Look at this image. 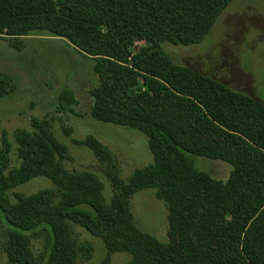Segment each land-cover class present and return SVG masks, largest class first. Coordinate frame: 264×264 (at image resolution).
<instances>
[{
    "label": "trees",
    "instance_id": "1",
    "mask_svg": "<svg viewBox=\"0 0 264 264\" xmlns=\"http://www.w3.org/2000/svg\"><path fill=\"white\" fill-rule=\"evenodd\" d=\"M232 1L0 0V37L9 47L20 53L22 39L37 33L67 41L92 61L98 86L90 93V117L142 134L152 156L123 183L101 142L71 139L106 165L107 203L95 175L64 168L67 149L46 119L13 132L14 167L2 130L6 264H77L72 226L103 243L102 264L115 253L129 255L130 264H264V106L176 64L163 49L201 44ZM11 89L0 77V99ZM76 106L69 90L58 95L57 113L74 115ZM187 155L228 164L229 177L211 178ZM36 178L52 188L10 199L11 190ZM144 190L166 207V244L134 225L128 200Z\"/></svg>",
    "mask_w": 264,
    "mask_h": 264
},
{
    "label": "rangeland",
    "instance_id": "2",
    "mask_svg": "<svg viewBox=\"0 0 264 264\" xmlns=\"http://www.w3.org/2000/svg\"><path fill=\"white\" fill-rule=\"evenodd\" d=\"M22 41L24 49L18 53L0 37V77L7 78L12 88L0 99V139L1 131L5 130L12 144L10 166H16L13 132L31 131L32 119H46L52 135L67 149L64 168L68 172L95 175L103 184L108 203L112 188L106 165L88 149L74 145L71 139L92 136L101 142L112 156L118 178L126 183L135 170L152 164L146 138L136 131L96 122L90 117V93L98 83L89 58L67 41L47 34H31ZM140 47V42H136L135 50ZM163 49L176 64L206 75L264 106V0H233L201 44L189 47L165 44ZM63 90L72 92L77 101L74 115L56 111L57 97ZM65 130H70L69 138ZM187 157L196 169L217 181L225 182L229 177L228 164ZM51 188L48 179L36 178L8 194L13 201L14 194L28 196ZM128 206L138 231L153 236L161 244L167 243L168 214L165 205L155 199L154 191L144 190L131 196ZM72 230L79 249L77 264H102L103 243L77 226H72ZM5 243L6 227L0 219V264H6ZM40 249L39 243H35L36 255ZM109 264H130V257L115 253Z\"/></svg>",
    "mask_w": 264,
    "mask_h": 264
}]
</instances>
